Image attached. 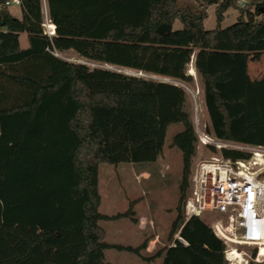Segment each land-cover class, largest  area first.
<instances>
[{"label": "trees", "instance_id": "trees-1", "mask_svg": "<svg viewBox=\"0 0 264 264\" xmlns=\"http://www.w3.org/2000/svg\"><path fill=\"white\" fill-rule=\"evenodd\" d=\"M194 3L46 0L53 37L44 33L43 0H22L20 19L9 9L0 12V264H109L107 249L139 253L144 245L104 241L101 221L136 219L132 209L100 213L99 167L156 162L174 124L182 125L173 146L182 153L183 172L169 237L178 233L186 244L177 239L158 255L163 264H228L211 226L184 213L199 143L186 90L196 84L188 70L195 56L207 131L222 141L264 146V78L253 82L248 70L251 54L264 51V0ZM210 6L213 30L204 27ZM231 9L237 21L222 29ZM164 24L172 29L159 34ZM70 51L88 63L166 81L56 55ZM222 155L248 158L236 150Z\"/></svg>", "mask_w": 264, "mask_h": 264}, {"label": "built area", "instance_id": "built-area-1", "mask_svg": "<svg viewBox=\"0 0 264 264\" xmlns=\"http://www.w3.org/2000/svg\"><path fill=\"white\" fill-rule=\"evenodd\" d=\"M21 6L22 0H0V12L12 7L21 9ZM43 12L44 33L53 37L55 26L49 20L46 0H43ZM197 136L198 147H214L218 154L200 160L191 173L184 202L186 219L218 218L211 228L224 243L229 264L241 263L235 252L245 264L264 262V146L222 141L206 132L198 131ZM223 149L244 152L248 158H226L222 155ZM180 241L186 244L181 238ZM239 245L256 248L255 255L239 251Z\"/></svg>", "mask_w": 264, "mask_h": 264}, {"label": "rangeland", "instance_id": "rangeland-1", "mask_svg": "<svg viewBox=\"0 0 264 264\" xmlns=\"http://www.w3.org/2000/svg\"><path fill=\"white\" fill-rule=\"evenodd\" d=\"M179 1L181 4L195 5L194 0ZM10 12L15 18L20 19L22 17L21 9L18 7H12ZM207 13L208 17L204 21V27L207 30H213L217 28L215 6H210L207 10ZM237 16L238 12L236 10H229L225 14V19L221 23V28L225 29L235 24L237 21ZM181 28V23L177 21L174 25V30H180ZM20 45L22 49L28 47V35L26 33H22L20 35ZM59 57L70 62H80L87 64L90 66V68H106L126 74L166 81V79L143 73L141 74L140 72H136L134 70L88 63L85 60L79 58L72 51L59 54ZM194 59L195 56L192 58L188 73L194 69ZM248 70L250 79L253 82L261 81L264 78V51L258 54H251L250 60L248 62ZM193 78L195 80L196 87L186 86V90L192 102L195 128L197 132H206L210 134L207 131L210 127V114L205 105L201 82L198 79L195 71L193 72ZM181 131V124H174L168 128L163 153L156 162L139 163L133 165H130L129 163L120 165H100L99 193L102 199V209H100L101 213L107 212V208L109 207L115 208L117 206L123 205V203H130L135 198H144L142 201L152 209L151 211L160 227V230L165 231L169 228L170 223L173 222L171 221L173 218V214H171V212L176 209L180 197V184L183 172L182 153L179 149L173 146V138ZM210 135L213 136L212 134ZM213 155L214 154L208 147H202L199 145V147H197V155L193 159L191 170H194L196 164L200 160L209 159ZM140 169L146 170L149 174V178L142 179L141 176L138 178L137 174ZM108 173H110V177L108 176ZM201 219H203L208 225L212 227V224L218 218L207 216ZM103 224V221H101L100 225L102 226ZM238 249L239 251L246 252L248 255H252V251L254 249L256 250L254 247L244 245H239ZM239 264L245 263L241 262Z\"/></svg>", "mask_w": 264, "mask_h": 264}, {"label": "crops", "instance_id": "crops-1", "mask_svg": "<svg viewBox=\"0 0 264 264\" xmlns=\"http://www.w3.org/2000/svg\"><path fill=\"white\" fill-rule=\"evenodd\" d=\"M195 71V70H194ZM193 76V74H191ZM133 165L132 163H129ZM110 173H108V176ZM142 179L149 178L146 170L140 169L137 177ZM110 177V176H109ZM142 199H133L132 202L117 206L115 208L109 207L108 211L101 213L105 216H114L119 213H125L132 209L136 222L129 218H121L118 220H103L101 226L105 231L104 241L109 245H116L122 247L138 248L142 245L145 247L139 252L119 251L116 249H107L105 251V259L109 264H163V258L158 255V252L166 247L175 246V240H180L177 233L173 240L170 241L169 232L170 226L167 230L161 231L152 209ZM102 209V199L100 204ZM175 219V209L171 212Z\"/></svg>", "mask_w": 264, "mask_h": 264}, {"label": "water", "instance_id": "water-1", "mask_svg": "<svg viewBox=\"0 0 264 264\" xmlns=\"http://www.w3.org/2000/svg\"><path fill=\"white\" fill-rule=\"evenodd\" d=\"M171 29H172V26L171 25L164 24V25H161V26L158 27L157 32L159 34H162V33L171 31Z\"/></svg>", "mask_w": 264, "mask_h": 264}, {"label": "bare ground", "instance_id": "bare-ground-1", "mask_svg": "<svg viewBox=\"0 0 264 264\" xmlns=\"http://www.w3.org/2000/svg\"><path fill=\"white\" fill-rule=\"evenodd\" d=\"M193 70H194V69H193ZM193 70H192L191 72H189V73H190V74H193V72H194ZM262 251H264V249H262ZM237 253H238V252H235V255H237V257L239 258V261L242 262V256L238 255Z\"/></svg>", "mask_w": 264, "mask_h": 264}]
</instances>
